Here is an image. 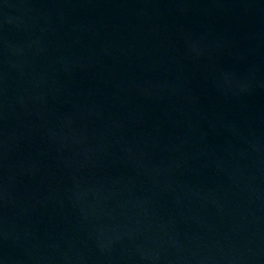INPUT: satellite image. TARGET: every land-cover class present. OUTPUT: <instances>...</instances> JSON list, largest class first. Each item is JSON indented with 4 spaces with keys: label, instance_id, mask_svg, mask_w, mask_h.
<instances>
[{
    "label": "water",
    "instance_id": "obj_1",
    "mask_svg": "<svg viewBox=\"0 0 264 264\" xmlns=\"http://www.w3.org/2000/svg\"><path fill=\"white\" fill-rule=\"evenodd\" d=\"M0 264H264V0H0Z\"/></svg>",
    "mask_w": 264,
    "mask_h": 264
}]
</instances>
